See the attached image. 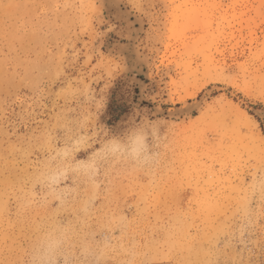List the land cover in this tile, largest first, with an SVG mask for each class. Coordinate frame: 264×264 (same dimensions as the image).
I'll return each mask as SVG.
<instances>
[{
	"label": "rangeland",
	"instance_id": "1",
	"mask_svg": "<svg viewBox=\"0 0 264 264\" xmlns=\"http://www.w3.org/2000/svg\"><path fill=\"white\" fill-rule=\"evenodd\" d=\"M49 240L264 264V0H0V264Z\"/></svg>",
	"mask_w": 264,
	"mask_h": 264
},
{
	"label": "clouds",
	"instance_id": "2",
	"mask_svg": "<svg viewBox=\"0 0 264 264\" xmlns=\"http://www.w3.org/2000/svg\"><path fill=\"white\" fill-rule=\"evenodd\" d=\"M156 131L150 126L145 125L141 132V143L138 148V152L145 153L148 151L149 137H155ZM58 244L57 241H46L38 245L33 252L32 258L29 264H57Z\"/></svg>",
	"mask_w": 264,
	"mask_h": 264
}]
</instances>
